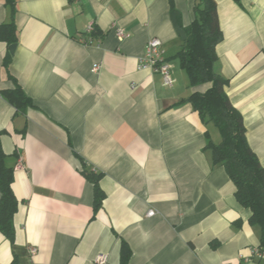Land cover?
<instances>
[{
	"label": "crops",
	"instance_id": "0c3cea01",
	"mask_svg": "<svg viewBox=\"0 0 264 264\" xmlns=\"http://www.w3.org/2000/svg\"><path fill=\"white\" fill-rule=\"evenodd\" d=\"M170 1L187 25L195 0H15L9 71L32 104L16 111L2 96L14 82L0 40V144L19 200L14 242L0 231V264H96L98 253L120 264L122 240L127 264H264L254 256L259 227L204 148L208 137L220 140L219 131L186 100L209 83L190 87L173 57L179 39ZM215 1L222 32L216 70L228 79L225 92L264 166V0ZM10 17L0 0V23ZM89 24L99 34L83 44ZM152 37L173 86L138 68ZM83 163L101 172L105 197L96 212Z\"/></svg>",
	"mask_w": 264,
	"mask_h": 264
},
{
	"label": "trees",
	"instance_id": "16d2710c",
	"mask_svg": "<svg viewBox=\"0 0 264 264\" xmlns=\"http://www.w3.org/2000/svg\"><path fill=\"white\" fill-rule=\"evenodd\" d=\"M10 6L11 17L0 23V40L7 46L17 42V28L14 23L15 0H5ZM194 17L187 24L181 22V14L170 1L169 15L176 27L179 49L173 55L188 76L189 86L209 83L204 91L194 89L186 98L204 122L213 123L220 134L218 142L207 135L204 148L210 151L213 165L222 166L232 183L236 200L250 210L248 221L259 227V249L264 251V166L246 139V128L241 113L232 105L225 86L228 79L217 70L218 55L216 45L222 39L218 24L216 1L195 0ZM99 33L93 27L91 36ZM12 54L6 51L2 65L7 77L14 82L12 88L1 90L2 96L12 104L16 111L24 112L32 104L16 78L9 71ZM7 154L0 144V231L13 243L15 228L13 216L19 204L12 189L13 168L6 163ZM82 174L93 185V211L96 212L105 197L99 186L101 172L88 170L82 164ZM130 248L122 240L120 264H127Z\"/></svg>",
	"mask_w": 264,
	"mask_h": 264
},
{
	"label": "built area",
	"instance_id": "2783aa9c",
	"mask_svg": "<svg viewBox=\"0 0 264 264\" xmlns=\"http://www.w3.org/2000/svg\"><path fill=\"white\" fill-rule=\"evenodd\" d=\"M93 24H89L86 29V38H81L80 42L83 44H91L93 42V36H91V32L93 30ZM118 36L120 38H125L127 33L123 31V29L118 28L116 30ZM99 65L95 64L93 66V71L98 69ZM138 68H148L152 72L159 73L162 78L163 86H173L176 82V79L172 77L170 72V64L166 60L164 55V50L161 47V42L157 38L148 39L143 53L138 57ZM22 166L21 159H18L16 167ZM156 211L152 208H149L146 212V216H153ZM29 251L31 254L36 252V248L34 246L29 247ZM254 256L258 258L264 257V251L259 248L254 251ZM108 260L107 254L98 253L94 257V262L96 264H106ZM223 264H231V263H223Z\"/></svg>",
	"mask_w": 264,
	"mask_h": 264
},
{
	"label": "water",
	"instance_id": "95a60500",
	"mask_svg": "<svg viewBox=\"0 0 264 264\" xmlns=\"http://www.w3.org/2000/svg\"><path fill=\"white\" fill-rule=\"evenodd\" d=\"M15 47H16V44H14V43L9 46L10 53H13L14 52Z\"/></svg>",
	"mask_w": 264,
	"mask_h": 264
}]
</instances>
